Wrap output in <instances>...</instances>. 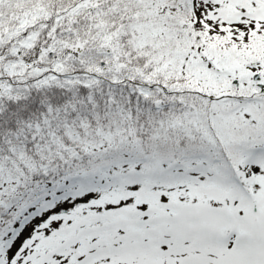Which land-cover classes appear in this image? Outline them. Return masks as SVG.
<instances>
[{
	"label": "snow or ice",
	"instance_id": "snow-or-ice-1",
	"mask_svg": "<svg viewBox=\"0 0 264 264\" xmlns=\"http://www.w3.org/2000/svg\"><path fill=\"white\" fill-rule=\"evenodd\" d=\"M0 264H264V0H0Z\"/></svg>",
	"mask_w": 264,
	"mask_h": 264
}]
</instances>
